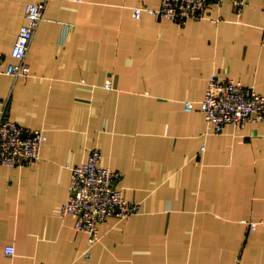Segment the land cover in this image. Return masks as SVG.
Returning <instances> with one entry per match:
<instances>
[{"label": "crops", "instance_id": "obj_1", "mask_svg": "<svg viewBox=\"0 0 264 264\" xmlns=\"http://www.w3.org/2000/svg\"><path fill=\"white\" fill-rule=\"evenodd\" d=\"M41 1L0 0V108L48 137L32 165H0V264H264V224L251 226L264 219V121L216 132L200 108L213 73L264 94V0L182 26L134 15L162 0H48L31 74L14 78L25 6ZM94 146L142 209L107 218L90 245L59 208Z\"/></svg>", "mask_w": 264, "mask_h": 264}, {"label": "built area", "instance_id": "obj_2", "mask_svg": "<svg viewBox=\"0 0 264 264\" xmlns=\"http://www.w3.org/2000/svg\"><path fill=\"white\" fill-rule=\"evenodd\" d=\"M227 0H162L158 8L147 5L135 6L134 15L141 17L143 12L157 18H167L179 25L188 20L207 18V10L214 6L221 8ZM237 15H241L249 0H232ZM48 0L27 3L25 6L26 22L20 27L12 49L14 61L8 63L6 73L14 78L31 74L27 54L35 32L44 17ZM264 45V35L262 38ZM111 84L109 83L108 86ZM186 108L193 109V102L187 101ZM200 108L209 124L216 132H223L228 126H239L245 122L264 121V94L252 86L231 78H221L211 74L204 99ZM47 134L42 129H34L14 121L8 115V104L0 108V165H32L41 154L47 141ZM204 150L202 147L201 151ZM102 152L99 147L91 148L88 157L79 165L71 167L72 177L69 185L68 200L59 208L63 215L76 219V228L88 233L90 245L101 239L100 224L111 216L125 219L142 209L140 201L130 200L124 190L118 186L122 177L119 170H114L101 163ZM264 224V219L252 222L256 228ZM6 252L14 254V246H7ZM90 250L86 256H90Z\"/></svg>", "mask_w": 264, "mask_h": 264}, {"label": "rangeland", "instance_id": "obj_3", "mask_svg": "<svg viewBox=\"0 0 264 264\" xmlns=\"http://www.w3.org/2000/svg\"><path fill=\"white\" fill-rule=\"evenodd\" d=\"M122 178V177H121Z\"/></svg>", "mask_w": 264, "mask_h": 264}]
</instances>
